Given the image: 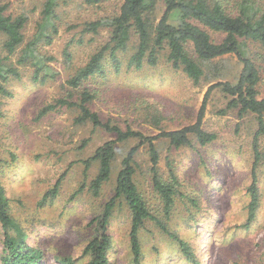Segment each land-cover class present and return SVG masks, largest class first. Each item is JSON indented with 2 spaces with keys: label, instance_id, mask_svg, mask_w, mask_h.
Instances as JSON below:
<instances>
[{
  "label": "rangeland",
  "instance_id": "obj_1",
  "mask_svg": "<svg viewBox=\"0 0 264 264\" xmlns=\"http://www.w3.org/2000/svg\"><path fill=\"white\" fill-rule=\"evenodd\" d=\"M122 1L105 0L96 5H86L82 0L60 1L55 9L58 33L50 44L37 41L36 50L45 55L42 59L45 67L34 79L31 57L23 64H18L17 58L22 44L38 28L44 0H0L8 4L7 13L28 15L23 28L24 41L9 59L18 68L20 77L6 84L12 96H0L3 113L0 116V183L9 201L8 211L24 234L23 243L41 251L36 264L88 262L84 248L92 235V220L114 194L123 157L139 142L129 138L115 143L110 179L94 196L89 185L98 163L92 162L84 173L83 161L98 146L114 140L115 133L94 128L90 121L76 123L78 109L75 107H57L36 118L40 108L65 95L69 88L66 81L73 70L83 65L109 37L103 27L94 34L82 35V24L117 13ZM163 10L164 5L159 3L151 20L157 22ZM72 25L75 26L69 28ZM208 32L214 41L224 37L220 32ZM81 36L83 43L76 44ZM4 40L5 36L0 33L1 56L5 55ZM67 44L71 54L68 61L63 55ZM248 47L251 54L264 53L255 43L248 42ZM130 52L120 54L123 59L120 73L115 75L107 63L108 76L102 83L91 79L81 87L98 92L89 106L102 121L108 120L122 129L129 126L146 136L195 123L209 85L217 81L234 83L241 69L235 54H225L213 61L218 68L204 67L205 78L194 84L182 70L172 68L164 55H160L155 66L144 64L139 70L126 68ZM259 60L264 68V59ZM43 74L48 77L40 82ZM261 75L264 76V69ZM226 102L224 95L215 89L206 103L201 126L217 134L214 141L204 146L193 142V147L179 148L169 145L165 138L154 141L159 155V176L168 180L172 171L178 182L168 215L165 216L163 201L153 188L147 143L138 147L134 157L139 166L134 182L148 210L163 220L170 232L188 243L193 259L181 251L178 242L155 220L145 219L137 232L140 256L135 260L130 243L131 214L126 204L119 202L108 223L109 264H264V133L257 140L259 161L255 171L259 200L254 218L248 222V187L252 181L257 121L252 114L239 117L236 109L219 113ZM84 140L87 141L83 146ZM6 256L0 224V264H4Z\"/></svg>",
  "mask_w": 264,
  "mask_h": 264
},
{
  "label": "trees",
  "instance_id": "obj_2",
  "mask_svg": "<svg viewBox=\"0 0 264 264\" xmlns=\"http://www.w3.org/2000/svg\"><path fill=\"white\" fill-rule=\"evenodd\" d=\"M60 1L70 0H44L38 28L26 43H23V28L28 21V15L26 13L9 14L7 13L8 4L0 2V33L5 36L3 43L5 55H0L1 97L12 96L6 84L10 79L20 77L18 68L9 61L10 56L20 44L23 43V46L17 63L23 64L28 57H31V64L35 67L34 79L38 77L43 66L45 67L42 62L45 55L38 53L36 45L38 40H43L44 44H50L53 36L58 33V26L55 23L58 16L55 9ZM102 1L105 0H82L86 5H96ZM159 3L164 5V10L157 22H154L150 16ZM102 27L108 30L107 41L90 54L83 65L73 70L66 81L69 88L65 90V95L57 98L54 103L40 108L36 116L40 119L57 107H75L78 109L76 123L90 121L94 128L102 127L108 132L115 133L114 140L106 141L98 146L93 155L83 161L84 173L87 172L92 162L98 163L96 174L89 185L94 196L99 194L102 185L110 179L112 161L115 158V143L129 138H136L139 141L137 145L130 147L121 161L114 194L105 203L103 210L92 220V235L84 248V252L89 256L86 264H109L108 223L114 207L119 202L125 203L131 214L130 243L135 260H138L140 256L137 232L145 219L155 220L169 237L178 242L181 251L188 258L193 259V252L188 243L170 232L163 220L155 218L148 210L134 182V175L139 167L134 157L138 147L147 143L153 188L163 201L165 216L168 215L173 205V198L177 193L178 182L172 171H170L168 180L159 176L157 171L159 155L154 141L165 138L169 145L175 148L193 147V142L204 146L214 141L217 134L205 130L201 123L212 91L218 90L227 100L225 107L219 113L223 114L230 109H236L239 117L252 114L257 121V130L253 137L252 181L248 187L250 195L248 222L254 218L259 200L258 177L255 171L259 161L257 140L258 136L264 133V76L261 75L264 68L257 62V59L263 60L264 53L251 54L248 42L255 43L264 50V0H123L117 13L84 22L80 33L82 35L94 34ZM208 30L223 33L224 37L220 41H214ZM81 43H83L82 36L78 38L76 44ZM128 50L131 52L127 56L126 68L139 70L144 64L155 66L160 55H164L172 68L182 70L194 84L205 78L204 67L218 68L212 63L217 57L225 54H235L241 63V69L236 82L217 81L209 85L195 123L146 136L129 126L122 129L108 120L102 121L99 114L92 111L89 106L90 101L97 97L98 92L88 89L87 86L81 87L91 79H99L102 83L108 76L107 67L105 68L107 63L115 75L120 73L123 66L120 54ZM63 55L66 61L70 60L68 44L63 49ZM110 70L108 72H111ZM47 77L43 74L40 82H44ZM1 105L0 103V116L3 115ZM86 141L82 142L83 146ZM57 186L58 181L53 188V195ZM8 208L9 201L0 183V224L4 230V248L7 252L4 264L38 263L41 251L27 247L23 243L24 234L20 233Z\"/></svg>",
  "mask_w": 264,
  "mask_h": 264
}]
</instances>
